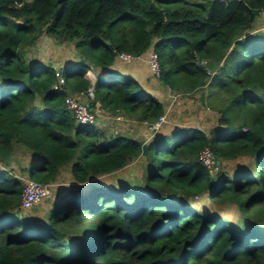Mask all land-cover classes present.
Returning a JSON list of instances; mask_svg holds the SVG:
<instances>
[{"label":"trees","instance_id":"16d2710c","mask_svg":"<svg viewBox=\"0 0 264 264\" xmlns=\"http://www.w3.org/2000/svg\"><path fill=\"white\" fill-rule=\"evenodd\" d=\"M263 12L264 0H0V264H264ZM42 35L73 45L67 67L29 60ZM122 53L179 100L209 90L201 99L218 127L151 137L143 156L139 138L78 125L65 100L91 88L92 106L138 123L166 113V96ZM92 69L106 76L93 83ZM18 146L34 154L22 174L42 184L68 166L82 187L135 162L145 171L137 186L120 177L67 191L43 220H27L23 179L6 167ZM206 148L221 165H249L214 175L199 160ZM200 199L236 205L239 223L191 207Z\"/></svg>","mask_w":264,"mask_h":264},{"label":"rangeland","instance_id":"374dc122","mask_svg":"<svg viewBox=\"0 0 264 264\" xmlns=\"http://www.w3.org/2000/svg\"><path fill=\"white\" fill-rule=\"evenodd\" d=\"M254 29L259 33H264V16H261V18L256 22ZM59 46L55 44V41L47 35H42L36 44L30 47H26L25 51L27 52V56L29 57L30 61H40L46 64L50 63L58 66H60L62 63V65L65 66L67 60H63L67 59L71 55H74L75 50L73 45H68L66 50L59 49ZM134 63L126 64L125 67L127 69H131L132 65L135 66ZM146 73H142L139 75V82L143 83L144 85H147L148 87H152L151 90L155 91L157 95L167 96L168 93L170 95L169 99L171 103L174 104V107H172L171 110V114H169V116L167 117L168 123L165 125V127L161 131H159L157 135L156 133H153V136L150 135L149 137H158L161 134L171 135L178 129L201 128L206 132H209L218 127V113H216L214 110L209 109L206 104V101L204 99H201V96L203 94V96L205 97L208 95L209 90L205 89L204 91H199L194 95H187L181 97V100H179L176 95H173L169 91L164 89L160 81L158 79H155L148 70ZM147 75H149V77ZM92 76L90 77V79L92 80V82H95L96 78ZM96 127H103L104 129V125H102L101 127L100 125H96ZM31 153V151L21 146H18L17 151L15 153V156L18 160H14V163L12 164V167H14L13 169H16L13 170V173L17 177L23 179L24 184L26 180H28V176L23 175L21 170L24 169V167L28 166V163L32 158ZM17 162L20 163V166H17ZM248 162V159H242L241 161H232L223 163L222 165L220 164V172L226 171V173L234 175L236 172V167L237 169L241 167H248ZM144 171L145 167L139 165L138 162H135L119 172L122 173V179L124 182H128L134 184V186H137L141 181V177L143 176ZM62 176L63 177L60 179V183H62V185L65 187L54 188L53 190L56 194L53 195L51 199L44 200L40 204L36 205L32 210L23 211L20 215L22 217H25L27 220H43L46 217L47 213L50 211V207L53 205L55 198L57 197V193H59L61 189L72 190L76 185V182H73V180L68 176L67 170L63 173ZM94 181H96L97 184L104 185V181L102 179H96L93 180V182ZM117 181V179L111 178L108 182L109 184L114 185L115 183L117 184ZM93 182H91L88 186H83V189H90L91 186L94 185ZM214 182L217 183V181ZM213 187H216V185ZM204 201V199H200L198 204L190 205L191 207L197 206L198 209L201 211H207L213 215L220 216L223 219L233 222L235 224L239 223L240 216L236 205L232 203L206 204Z\"/></svg>","mask_w":264,"mask_h":264},{"label":"built area","instance_id":"2783aa9c","mask_svg":"<svg viewBox=\"0 0 264 264\" xmlns=\"http://www.w3.org/2000/svg\"><path fill=\"white\" fill-rule=\"evenodd\" d=\"M264 16V12L262 13ZM119 59L124 60L126 62H133L134 58L129 54H119ZM148 64L151 67L154 75L159 77L160 74V66L158 61V56L156 54H152L148 59ZM92 74V70L88 73V78H90ZM212 75V73H209ZM57 84L54 86V89L60 88L65 83L64 74L57 70L56 72ZM86 99V100H85ZM95 100L94 90L91 88L87 92V95H78V96H68L65 100V104L67 109L73 114L76 123L80 126H88V125H100V121L106 118V115H114L113 119L116 122L122 121L123 116L120 112L109 113L102 109L101 104L96 103L92 106V102ZM167 114L165 113L158 122L149 124L147 122L145 124L151 133L158 132L163 126L167 124ZM199 160L204 164L205 167L209 169V171L217 175L220 172V163L212 153L209 148L203 150L199 155ZM52 184H42L35 180H26L24 184V192L22 197V211L32 210L36 205L40 204L46 199H50L52 196Z\"/></svg>","mask_w":264,"mask_h":264},{"label":"crops","instance_id":"0c3cea01","mask_svg":"<svg viewBox=\"0 0 264 264\" xmlns=\"http://www.w3.org/2000/svg\"><path fill=\"white\" fill-rule=\"evenodd\" d=\"M63 61H65V59L63 60ZM146 62H147V60H146ZM133 63V62H132ZM140 63V62H139ZM139 63H137V65L139 64ZM148 63V62H147ZM61 65H62V63H61ZM66 65H68L67 63H65V66H63V67H67ZM134 65H136V63H134ZM136 65V66H137ZM55 68H58L59 66L58 65H53ZM136 66L134 67L133 65H132V68L131 69H128L130 72H132V73H134V75L136 74V72H137V69H136ZM60 68V67H59ZM98 74V72H97V70H94V69H92V74H91V76L92 77H95L96 79L97 78H100V79H103L104 77H105V75H97ZM90 76V77H91ZM136 76L138 77V75L136 74ZM141 77H143V76H141ZM90 79V78H89ZM91 80V79H90ZM138 80H139V77H138ZM142 80H144V79H142ZM92 81V80H91ZM96 81V80H95ZM94 83V82H93ZM151 89H152V87H150ZM169 94L167 93V96H166V98H162V99H164V102H165V104H166V114H167V117L169 116V114H171V110H172V107H174V104H172L171 103V101H170V99H169ZM86 100V99H85ZM181 100V99H180ZM122 116H123V120L122 121H119V122H116V121H114V119H113V117H114V115H106V118H104L103 120H101L100 121V127L102 126V125H104V129H103V127L102 128H100V129H102V130H104V131H106L108 134H110V135H119V134H123V135H127V136H129V137H133V138H139L140 139V141H143V140H145L146 141V143L148 142V141H150V139H152L151 137H149L150 135L151 136H153V134L151 133V131L148 129V127L145 125V124H142V123H138V121L137 120H134V119H131V118H128L127 116H125L124 114H122ZM168 123V122H167ZM165 126H163L159 131H161L163 128H164ZM119 129V130H118ZM113 130V131H112ZM159 131L158 132H156V134H158L159 133ZM148 136V137H147ZM16 151H17V149H16ZM16 151H15V153H16ZM31 155H32V158H31V160H30V162L28 163V166L30 165V163H31V161L34 159V154L33 153H31ZM14 160H18L17 159V157L15 156V154L13 155V157L11 158V161L8 163V165H6V167H7V169H12V170H16V169H13L14 167H12V164L14 163ZM17 166H20V163L19 162H17ZM28 166H26V167H24V168H27ZM67 170V173H68V176L73 180V178H72V174H71V167H64V169L61 171V173H60V175H59V178H58V180H57V182L56 183H54V184H52L53 185V187H52V196H51V198L53 197V195H55L56 193H54V188H56V187H65V186H63L62 185V183H60V179L63 177L62 175H63V173L65 172ZM120 177H122V173H120V172H117V173H115V174H112V175H110V176H105V177H103V178H98V179H102L103 181H104V185H106V186H113L112 184H109V180L112 178V179H119ZM106 179H107V181H106ZM94 180H96V179H94ZM73 182H74V180H73ZM72 182V183H73ZM91 182H93V180L92 181H90V183ZM94 182H96V181H94ZM90 183H88V184H85L86 186H88ZM84 185V186H85ZM75 187L77 188V187H81L80 188V190H82L83 192H87L89 189H83V187L82 186H80V185H75ZM75 187L72 189V190H65V189H61V191H59V193H57V197H56V199L58 198V196H61V195H63L65 192H67V191H73V190H75ZM50 198V199H51Z\"/></svg>","mask_w":264,"mask_h":264},{"label":"water","instance_id":"95a60500","mask_svg":"<svg viewBox=\"0 0 264 264\" xmlns=\"http://www.w3.org/2000/svg\"><path fill=\"white\" fill-rule=\"evenodd\" d=\"M64 69H66V68H64ZM105 76H106V74H105ZM141 144H142V147H143V156H147L148 155V146H147V143H146V141L145 140H143V141H141ZM214 178H216L215 176H214ZM215 181H217V183H213V186H218V180L217 179H215Z\"/></svg>","mask_w":264,"mask_h":264}]
</instances>
